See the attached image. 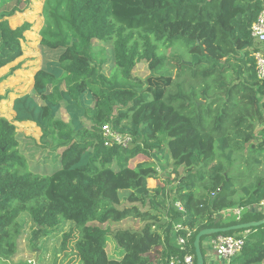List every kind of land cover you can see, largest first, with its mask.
<instances>
[{"label":"trees","instance_id":"16d2710c","mask_svg":"<svg viewBox=\"0 0 264 264\" xmlns=\"http://www.w3.org/2000/svg\"><path fill=\"white\" fill-rule=\"evenodd\" d=\"M28 9L29 0H0V70L23 55L32 25L9 19ZM263 11L261 0H44L40 66L11 109L58 162L49 174L31 170L13 122L0 117V264L17 253L24 213L33 249L72 223L60 251L78 264L195 260L200 231L263 220L223 214L264 200V81L250 36ZM95 42L109 44V55ZM141 61L144 80L132 75ZM105 125L129 136L128 146H106ZM161 149L172 179L153 162ZM128 219L142 226L111 229ZM235 232L244 246L228 264H264V225Z\"/></svg>","mask_w":264,"mask_h":264},{"label":"rangeland","instance_id":"374dc122","mask_svg":"<svg viewBox=\"0 0 264 264\" xmlns=\"http://www.w3.org/2000/svg\"><path fill=\"white\" fill-rule=\"evenodd\" d=\"M44 0H29V9L22 15H16L9 19L12 28L21 26L23 23H29L32 28L24 35L21 42L23 55L12 64L0 70V117L13 122V112L11 105L16 96L23 93H29L32 87V76L35 70L40 66V55L38 50V42L40 40L39 31L43 25L42 5ZM97 49L95 52L102 50L100 57H106L110 53V45L95 42ZM169 51L166 50V55ZM111 65L104 67L106 73ZM132 75L138 79L144 80L149 71L145 61L139 62ZM59 118L68 121V116L63 109L59 112ZM16 137L19 142V150L28 161L29 168L39 174H49L55 166H57L58 158L53 156L46 159V154L39 150L40 131L31 123H15ZM153 162L156 170L162 174L160 176L174 178L172 174L171 161L165 149H161L153 155ZM164 178V177H163ZM154 180L149 181L151 187L155 186ZM17 223L23 228L24 234L17 240V253L5 263L1 264H78L73 255L64 258V254L60 251L61 238L73 226L72 223H64L58 230L54 231L45 238L39 240L34 249L30 244L31 237V221L26 213L21 214ZM104 226V225H102ZM142 223L128 219L120 223L113 224L112 230L131 229L139 230ZM237 235V232H233ZM213 236H205L202 238V247L206 252L204 243L209 242ZM107 252L112 255L113 247L108 244Z\"/></svg>","mask_w":264,"mask_h":264},{"label":"built area","instance_id":"2783aa9c","mask_svg":"<svg viewBox=\"0 0 264 264\" xmlns=\"http://www.w3.org/2000/svg\"><path fill=\"white\" fill-rule=\"evenodd\" d=\"M261 1L264 3V0ZM250 36L253 39L254 45L256 47L254 54L256 62V76L258 80L264 81V11L260 14L257 21L252 24L250 28ZM102 131L106 146L110 145L111 143H115L122 147H126L131 141V138L125 134H117L112 132L108 125H105L102 128ZM244 213L264 214V200H262L257 205L234 208L226 211L223 214L225 217L231 218L238 222L241 220V217ZM180 229H182L180 226L176 227V230ZM189 236L190 233H187V238ZM177 242L180 246H183L185 244V239L178 238ZM208 246L211 251L224 262V264H228L233 257L241 252L244 246V241L231 235L218 234L209 240ZM167 264H195V260L193 255L186 254L183 257L171 258Z\"/></svg>","mask_w":264,"mask_h":264},{"label":"water","instance_id":"95a60500","mask_svg":"<svg viewBox=\"0 0 264 264\" xmlns=\"http://www.w3.org/2000/svg\"><path fill=\"white\" fill-rule=\"evenodd\" d=\"M264 225V219L258 222H250V223H242L237 224L234 226L226 227V228H216V229H205L200 231L193 242L194 246V253H195V264H204V257L201 252L200 242L203 237L207 236H215L218 234H225L228 232H235V231H242V230H249L254 227H258Z\"/></svg>","mask_w":264,"mask_h":264},{"label":"crops","instance_id":"0c3cea01","mask_svg":"<svg viewBox=\"0 0 264 264\" xmlns=\"http://www.w3.org/2000/svg\"><path fill=\"white\" fill-rule=\"evenodd\" d=\"M67 122V121H65ZM205 250L204 252V262L205 264H224L221 259H219L209 248L208 242L204 243Z\"/></svg>","mask_w":264,"mask_h":264}]
</instances>
